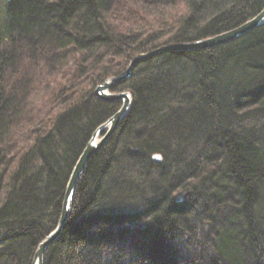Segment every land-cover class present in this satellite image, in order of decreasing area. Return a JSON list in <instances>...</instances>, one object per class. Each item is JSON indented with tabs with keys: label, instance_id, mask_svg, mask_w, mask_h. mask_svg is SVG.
Instances as JSON below:
<instances>
[{
	"label": "trees",
	"instance_id": "16d2710c",
	"mask_svg": "<svg viewBox=\"0 0 264 264\" xmlns=\"http://www.w3.org/2000/svg\"><path fill=\"white\" fill-rule=\"evenodd\" d=\"M263 6L0 0V264H32L55 229L80 154L121 106L98 97L99 84L137 55L230 30ZM111 90L131 92L132 106L87 163L44 264H264V23L144 57Z\"/></svg>",
	"mask_w": 264,
	"mask_h": 264
},
{
	"label": "water",
	"instance_id": "95a60500",
	"mask_svg": "<svg viewBox=\"0 0 264 264\" xmlns=\"http://www.w3.org/2000/svg\"><path fill=\"white\" fill-rule=\"evenodd\" d=\"M263 23H264V6L262 10L255 17H253L252 19L246 21L245 23L241 24L240 26L234 29L227 30L223 33L209 36L199 40L171 43L161 48H157L153 51H150L148 53L137 55L130 61L128 67L124 72H122L118 76H114L106 79L102 84H99L95 88V94L98 97L111 102L120 101L121 106L107 121H105L104 123H102L97 127L92 137L90 138L89 142L87 143L86 147L80 154L67 183L63 204H62V210L58 223L55 229L39 244L35 252L32 264H44V252L46 248L49 246V244L52 241H54L57 237L61 235L64 225L69 218L72 202H73L74 191L80 176L82 175L83 171L85 170V167L87 166V163L89 162L92 155L96 153L100 149V147L112 135V133L115 131L120 121L128 114L133 102L131 92L129 91L115 92L112 91L111 89L118 82L127 78L131 74L134 65H136L142 58L147 57L156 52H159L163 49L190 50V49L208 48L211 46L224 44L234 40L235 38L245 34L249 30Z\"/></svg>",
	"mask_w": 264,
	"mask_h": 264
},
{
	"label": "rangeland",
	"instance_id": "374dc122",
	"mask_svg": "<svg viewBox=\"0 0 264 264\" xmlns=\"http://www.w3.org/2000/svg\"><path fill=\"white\" fill-rule=\"evenodd\" d=\"M158 4H160V3H158ZM126 7V9H127V4H126V1H122L121 3H120V5H119V7H116V12L114 13L115 14V16L117 17V18H119V19H121V20H123V13H124V9L123 8H125ZM146 13H150L151 15H153V16H151V15H145L144 13H142V15H143V17H146V20H152V21H155L156 20V18H157V15H159L158 13H160L159 12V10H158V8H155L154 9V7L153 8H150V10H148ZM141 14V13H140ZM148 17V18H147ZM159 26L161 27L162 26V24H159ZM130 63V62H129ZM129 65V64H128ZM128 67V66H127ZM51 72V71H50ZM52 74H55V73H52ZM46 88L44 87V89H42L39 93H38V95H40V94H43V92L45 91H47V93L49 92V94H50V91L52 90V87H53V84H51V85H49L48 83H46ZM38 99H39V96H35L34 97V99H33V103L35 104L37 101H38ZM30 101H32V98L30 99ZM29 101V102H30ZM245 260H247L244 264H250L249 263V260L248 259H245Z\"/></svg>",
	"mask_w": 264,
	"mask_h": 264
},
{
	"label": "bare ground",
	"instance_id": "6f19581e",
	"mask_svg": "<svg viewBox=\"0 0 264 264\" xmlns=\"http://www.w3.org/2000/svg\"><path fill=\"white\" fill-rule=\"evenodd\" d=\"M259 13V12H258ZM257 15V14H256ZM255 17V16H254ZM252 19V18H251ZM245 23V22H244ZM240 26V25H239ZM238 27V26H237ZM234 28H236V27H234ZM234 28H232V29H234ZM231 30V29H230ZM225 32V31H224ZM223 33V32H222ZM220 34V33H219ZM215 35H217V34H215ZM213 36V35H212ZM102 84V83H101Z\"/></svg>",
	"mask_w": 264,
	"mask_h": 264
}]
</instances>
